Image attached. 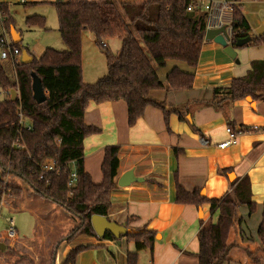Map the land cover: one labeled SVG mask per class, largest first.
Masks as SVG:
<instances>
[{"label":"trees","instance_id":"trees-1","mask_svg":"<svg viewBox=\"0 0 264 264\" xmlns=\"http://www.w3.org/2000/svg\"><path fill=\"white\" fill-rule=\"evenodd\" d=\"M228 1L234 4L229 41L234 45L237 39L250 36L251 29L241 10L242 0ZM50 4L55 8L59 39L66 50L46 48L39 58L29 55L31 62L22 64L21 61L14 63V60L22 51L27 55L29 51L21 49L19 42H12L9 32L14 23L8 5L0 3L1 27L11 41L10 48L19 53L0 60V86L3 90L15 89L18 93V100L4 98L0 101V203L4 196L12 195L11 205L17 208L21 189L10 181H23L32 192L77 218L79 223L63 240L71 242L77 235L96 238L90 218L92 215L107 216L119 166L120 149L112 145L104 148L99 184H93L84 171L83 140L99 132L83 122L89 103L123 101L129 127L147 107L161 111L166 127L171 113H175L180 121H186L190 105L194 108L213 107L222 110L229 129L235 131L227 107L246 97L264 101V61H251L244 76L232 78L227 87L211 89L208 99L187 103L179 111L166 106L164 101L153 99L151 93L183 92L192 88L194 70L207 42L204 41L205 14L188 12L189 0H141L119 4L113 0H58ZM25 25L46 30L42 16L26 17ZM86 32L92 34L94 44L103 53L107 70L92 84L82 81L81 41ZM114 37L119 39L120 47L112 54L105 41ZM248 45L264 46V36L253 38L245 46ZM168 62L183 63L188 70L172 67L161 81L158 70L165 69ZM34 77L46 95L42 104H36L32 97ZM18 113L21 114V124ZM24 125H30V130ZM173 152L176 157L180 151L174 149ZM50 160L54 161L57 171H42V165ZM71 172H75V182L69 187ZM229 172L220 171L222 175ZM174 181L176 204L195 207L208 204L210 215L216 214L214 222L199 223L196 234L198 251L195 254L198 264H232L230 255L235 249L241 250L252 264H264V203L256 229L255 250L250 251L236 242V239L240 242L249 240L241 228L239 207H246L248 215L256 209L247 177L234 180L230 191L218 199L202 197L198 190L185 191L178 184L176 173ZM135 219L130 217L127 221ZM131 231L123 236L134 245V251L126 255V264H137L138 252L142 250H147L152 260L156 233L145 227ZM231 232L234 238L229 240ZM96 240L115 241L108 233L102 240ZM89 247L71 248L61 264H75L78 254ZM48 263L55 264V257H49Z\"/></svg>","mask_w":264,"mask_h":264},{"label":"crops","instance_id":"crops-1","mask_svg":"<svg viewBox=\"0 0 264 264\" xmlns=\"http://www.w3.org/2000/svg\"><path fill=\"white\" fill-rule=\"evenodd\" d=\"M55 1L58 0L49 3ZM41 2L46 1L31 0L23 4ZM205 45L213 47L215 44L208 41ZM224 56L229 62L224 59H220V64L198 61L190 90L154 91L151 97L181 111L187 103L208 99L211 89L227 87L232 78L245 75L251 61L260 60L250 59L247 68L239 75H234V66L240 64L239 59L236 64ZM172 67L186 70L179 62H168L162 70V79ZM190 108V113L185 115L186 121H180L175 113H171L167 120L168 130L161 111L152 107L145 108L132 127L127 125V108L123 101L102 104L91 102L84 112V124L99 130L97 134L83 140V168L93 184H99L102 180L100 168L104 148L117 145L120 149L107 220L116 224L125 223L129 230L145 227L156 233L152 260L149 252L142 250L138 252L137 264H198L195 254L198 251L196 234L199 223L214 222L216 214L210 215L208 204L199 207L176 204L175 173L178 184L185 191L190 193L198 190L199 195L203 192V196H200L207 199L222 197L230 191L234 180L247 177L251 200L256 204V209L252 215H248L246 207H239L241 228L249 240L240 242L236 239V242L250 251L257 246L256 229L264 203V101L242 99L227 107L235 127L233 132L236 142L223 149H219L218 144L227 139L226 128L229 127L222 110L213 107L194 108L192 105ZM174 149L180 151L176 157ZM224 169L230 172L222 175L220 171ZM129 170L142 181L118 187L117 179ZM17 208L30 211L22 203ZM130 217L136 219L127 221ZM233 238L231 232L228 239ZM96 239L82 235L71 243L63 241L61 258L64 259L71 248L89 245V249L78 254L75 264H126L127 253L134 251L133 243L124 237L119 239L118 245L115 241L98 242ZM230 259L232 264H252L238 249L232 251Z\"/></svg>","mask_w":264,"mask_h":264},{"label":"rangeland","instance_id":"rangeland-1","mask_svg":"<svg viewBox=\"0 0 264 264\" xmlns=\"http://www.w3.org/2000/svg\"><path fill=\"white\" fill-rule=\"evenodd\" d=\"M24 1L29 3L31 0H1L0 2L8 3V13L14 23L13 29L20 33L19 43L21 49H27L29 51L28 55L34 58H39L46 48L65 51L66 48L59 39L56 11L54 6L49 3L52 0H45L46 2L32 5H30L31 3L24 5ZM91 1L101 2L102 0ZM113 1L119 4L120 2H139L141 0ZM241 10L250 26V38L252 40L257 37L254 31L264 20V0H242ZM32 15L44 17L46 30L37 27L30 28L25 25V18ZM1 28L3 27H1L0 19V33H2ZM263 36L264 34L260 37ZM105 44L112 54H115L120 47V41L116 37L106 40ZM212 46L204 45L202 47L199 55L201 63L212 61L218 63L220 59L229 62L220 47ZM236 53V59H239L240 64L234 66L232 73L234 75L242 73L247 68L250 59L264 60L263 45L258 47L248 45L242 49H236ZM183 65L185 66V64ZM81 68L84 74L83 82L86 84L94 83L97 79L103 77L107 71L103 53L94 44L93 36L89 32L82 35ZM185 69L188 70L186 66ZM162 72V70H158V77L161 81H163ZM198 74L200 73L198 72ZM3 99L4 96L0 94V101ZM10 182L21 189L20 203L27 206L30 211L13 208L11 204L14 196L3 197L0 203V236L4 235L6 229L5 218L7 217L13 220L17 238L0 239V244L4 245V250L0 251V264H49L48 258L51 256L55 257V260L57 259L56 264H61L63 261V258H61L64 247V245L62 246L63 239L79 223L77 218L62 207L32 192L23 181L11 180ZM80 236L82 235H77L71 242Z\"/></svg>","mask_w":264,"mask_h":264},{"label":"built area","instance_id":"built-area-1","mask_svg":"<svg viewBox=\"0 0 264 264\" xmlns=\"http://www.w3.org/2000/svg\"><path fill=\"white\" fill-rule=\"evenodd\" d=\"M24 3V2H23ZM234 4L228 0H189V6L187 11H197L199 13L205 14V29L204 33L210 30H216L221 27L224 28L225 34H222L227 43H229L232 37V10ZM11 41L3 31L0 34V60H6L11 55L18 56V51L16 49L10 48ZM20 62V56L18 59L14 60V63ZM0 94L4 98L10 100H18V93L15 89L3 90L0 86ZM18 118L20 119L19 124H21V114L18 113ZM26 130H30V125H24ZM227 139L222 143L218 144L219 149L231 146L236 142L235 133L226 128ZM203 142V140H201ZM15 147H18L16 144ZM73 164V163H72ZM42 171L52 172L57 171L55 168L54 161H46L42 165ZM75 182V172L70 173L68 186L71 187ZM6 229L4 235L0 236V239H15L17 238L16 229L11 218H5Z\"/></svg>","mask_w":264,"mask_h":264},{"label":"water","instance_id":"water-1","mask_svg":"<svg viewBox=\"0 0 264 264\" xmlns=\"http://www.w3.org/2000/svg\"><path fill=\"white\" fill-rule=\"evenodd\" d=\"M257 37H260L264 34V20L262 21L261 25L254 31ZM10 37L13 43L20 42V35L17 33L12 27L10 28ZM222 34H225V30L223 27L210 30L205 32L204 34V41L205 42H212L215 45L219 46L222 49L223 54H225L229 59L234 61L236 64L238 60L236 59V49L242 48L243 46L247 45L251 38L250 36L239 38L236 40L234 45H231L226 42ZM31 57L26 54L25 51H22L20 61L22 64H28L31 62ZM32 97L36 104H42L46 100V95L42 89V86L37 78H33L32 81ZM247 101H250L249 97L245 98ZM189 119V116H186ZM231 174L228 175L231 178ZM140 178H136L133 175V171L129 170L122 174L117 179V186L118 187H127L131 183L134 182H141ZM200 195L203 196V192H200ZM90 225L95 234V236L102 240L105 234H110L111 237L115 240L116 244H119V239L125 235L132 233L131 230L127 229L125 223L116 224L107 220L106 217L92 215L90 218ZM4 250V245L0 244V251ZM111 250V248H110Z\"/></svg>","mask_w":264,"mask_h":264}]
</instances>
